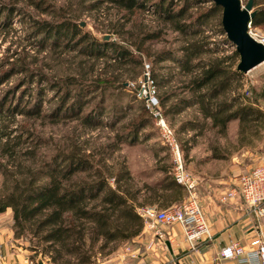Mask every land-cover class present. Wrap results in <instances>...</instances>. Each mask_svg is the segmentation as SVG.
I'll return each instance as SVG.
<instances>
[{"label":"trees","instance_id":"16d2710c","mask_svg":"<svg viewBox=\"0 0 264 264\" xmlns=\"http://www.w3.org/2000/svg\"><path fill=\"white\" fill-rule=\"evenodd\" d=\"M80 1L84 4L88 1L86 11L99 9L102 4H111L129 16L136 11H152L185 37L178 50L159 51L152 60L153 66L162 64L164 69L171 66L163 63H173L185 79L181 86L188 95H178L168 89L161 96L163 107L177 97L165 113L196 107L205 120L203 126L196 119L186 120L180 125V131L203 130L208 121L217 134L227 137L229 123L238 119L241 143H252V135L258 139L263 137L264 110L240 90L238 82L243 73L237 70L238 52L234 49L218 55L220 51L212 49L217 42L198 29L207 16L218 12L220 7L212 2H209L210 7H205L206 0ZM259 1L254 0V5L259 7L251 20L253 27L264 26V4ZM24 2L42 13L48 10L44 7L46 0H0V30L14 31L15 19L28 26L32 49L73 51L96 59H112L120 65L141 63V58L127 46L115 41H100L83 30L76 13L62 16L60 21L37 19L22 6ZM218 32L225 35L221 24ZM157 37L153 32L144 34L140 46L134 43L137 51L142 52L144 42ZM26 61L18 52L0 61V88L13 75H20L12 87L0 92V159H6L3 165L8 175L6 184L0 189V214L11 208L15 237H30L36 254L48 256L51 263L97 264L99 256H110L141 234L145 224L140 208L151 205L168 208L178 204L185 198V187L174 178L173 166L165 163L153 170L162 177L139 186L125 166L115 172L107 168V150L104 167V152L98 149L89 152L77 137L71 138V146L58 147L48 156L37 157L35 150L45 140L28 123L17 120L18 116L48 119L52 123L62 118L72 119L77 127L97 126L102 123L98 118L115 116L114 108L110 114L107 112L103 94V90L106 93L114 83L111 78L99 76L90 80L73 74L51 76L42 67H33V63ZM151 78L162 88L172 80L154 67ZM230 92L232 96L227 97ZM96 98L100 101L85 112ZM44 103L51 104L52 110L43 112ZM151 124L150 117L144 119V123L132 121L124 128L128 132L117 131L121 135L120 142L137 140L139 129ZM111 128L114 129L115 124ZM27 145L33 147L27 148ZM212 152L215 159H227L229 155L219 144ZM8 165L12 168L8 169Z\"/></svg>","mask_w":264,"mask_h":264},{"label":"rangeland","instance_id":"374dc122","mask_svg":"<svg viewBox=\"0 0 264 264\" xmlns=\"http://www.w3.org/2000/svg\"><path fill=\"white\" fill-rule=\"evenodd\" d=\"M242 1L244 5L248 2V0ZM87 2L84 4L80 0H46L44 7L48 10L43 13L26 2L22 6L37 19L48 18L50 20L60 21L62 16H71L73 13H76L79 15L78 23L83 30L91 33L100 41H115L121 46H127L133 51L136 57L141 58V63L120 65L118 61L115 62L112 59H96L73 51L61 53L60 50L53 51L50 50L51 48H46L44 51L39 52L32 49L29 45L31 41L28 37L29 27L21 25L16 19L13 25L15 28L14 31L6 32L0 30V61L18 52L23 57L25 56L30 64L33 63L31 66L42 67L51 76L64 77L65 75L73 74L76 77H85L89 80L99 76L111 78L114 83V86H111L106 93L103 90V94L106 96L105 106L107 112L110 114L114 108L115 116L111 117L110 115L108 118H98L97 120L102 123L97 126L77 127L75 120L72 119L62 118L63 120L52 123L48 119H26L18 116L17 120L21 123L22 120L28 123L29 127L36 131V133H39L43 140H45V143L38 146L35 150L37 157L41 156L43 158L44 156H48L54 153L58 147L66 148L71 146V138L77 137L83 148H86L89 152L97 151V149L104 152L102 153L104 156V167L105 150H107V168L115 172L122 166H125L139 186L144 182H152L162 177L161 173L154 172L153 170L156 166L164 163L173 166L172 173L175 178L176 162L174 154L165 141L162 127L158 125L154 117L153 109L150 107L151 98L144 95L155 89L152 97H157L158 106L164 121L173 132L174 140L181 150L185 171L199 181L198 197H200L199 190L203 182L229 176L235 177L236 175V178H238L261 162H264V133L260 139L253 135L250 136L253 138L251 139L252 143L246 141L241 143L239 140L240 121L238 119L229 123L228 135L227 137H222L216 133L215 129L210 127V122L208 121L205 123L206 125L203 130H179L182 122L186 120L196 119L202 126L204 125L205 120L198 113L196 107H190L182 112L172 114L165 113V109L177 100V97L171 98L167 102V106L163 107L161 105V96L166 90H173L178 95H188V92L184 91L181 86V81L185 79L178 67L170 62L163 63L171 66L167 69L161 68L162 64L153 66L152 60L154 54L166 49L178 50L184 44L185 37L179 31L175 30L174 25L164 22V20L158 18L152 11H136L132 16H129L130 14L128 15L125 11H119L111 4H102L99 6V9L86 11ZM209 2H204V6L210 7L211 2ZM259 2L264 4V0H260ZM258 7L259 5H254V10H257ZM126 14L127 17L124 18L123 16ZM127 18L130 19V22H128ZM205 22L198 29L205 31L207 35L212 36V41L217 42V46H211L214 47L212 48L213 50L218 49L220 51L217 53L218 55L227 54L236 49L228 41L226 33L222 35L218 32L220 24L222 25V8L218 12H213L207 16ZM250 31L252 36L258 41L261 42L264 40V26H251ZM149 32L157 33L158 37L145 41L142 52L137 51L134 43L140 46L144 34ZM225 38L227 41H223ZM146 65H149L148 70L150 74H152L154 67L159 72L165 73L168 78L170 76L172 77V80L166 88L157 86L154 82L151 85L144 81ZM18 78H20V75L10 77L6 83L1 85L0 92L12 87ZM238 83L241 86L240 90L248 95L250 99L257 101L264 110V63L248 73H243ZM51 96L52 94L49 95V97ZM229 96H232V92L227 97ZM99 99L96 98L85 112L90 111L94 107L93 104L100 101ZM42 107L43 112L51 111V108H53L49 103H44ZM147 117L152 119V124L139 129L137 140L129 139L120 142L121 135H118L117 131L125 130L124 133H126L128 130L124 129L125 126L131 125V122L134 120H139L144 123V119ZM114 124L115 128L112 129L111 125ZM145 134H147V137H145ZM108 144L112 145L108 147ZM216 144H219L224 152L229 154L227 159H215L212 157V150ZM29 146L31 148L33 147L27 145V148ZM186 147L188 149L185 151ZM5 162H7L6 159H0V189L4 187L8 177L4 172L5 166L3 164ZM242 163L252 168L247 172L237 174ZM11 168L8 165V169ZM110 182H113V178H110ZM187 195L188 192L185 188V196ZM185 201L183 200L171 207L180 206ZM147 207H156L162 210L171 208H159L157 205L145 206L139 210L141 216L142 209ZM142 218L146 225L145 218L143 216ZM10 222L13 225L11 208L0 214V226L9 227ZM15 239L19 240L22 246L28 249L30 259L34 264H38L37 261L39 258H42L47 264H53L50 262L48 256H43L42 253L36 254L30 237H15ZM105 258V256H99L97 258V264H104Z\"/></svg>","mask_w":264,"mask_h":264},{"label":"crops","instance_id":"0c3cea01","mask_svg":"<svg viewBox=\"0 0 264 264\" xmlns=\"http://www.w3.org/2000/svg\"><path fill=\"white\" fill-rule=\"evenodd\" d=\"M251 168L242 163L237 174ZM236 176L207 180L201 185L199 200L210 227V239H202L192 247L181 225H145L139 236L106 257L104 264H123L125 260L129 264H239L236 260L221 259L220 252L234 242L250 250L256 239L264 238V203L260 205L261 211H255L240 196L223 200L236 185ZM11 224L0 226V264H34L28 249L15 239ZM127 248L132 250L133 257Z\"/></svg>","mask_w":264,"mask_h":264},{"label":"built area","instance_id":"2783aa9c","mask_svg":"<svg viewBox=\"0 0 264 264\" xmlns=\"http://www.w3.org/2000/svg\"><path fill=\"white\" fill-rule=\"evenodd\" d=\"M250 28L251 23L249 25V29ZM261 42L264 44V40ZM146 67L144 81L152 85L153 80L148 70L149 65H146ZM154 93L155 89L144 95L151 98L150 107L153 109L154 117L158 125L162 127L165 141L174 154L176 162L175 179L180 184L184 185L188 195L185 203L180 206H174L163 210L157 209L156 207H147L142 209V216L146 220V225L151 228L157 225H181L186 240L194 247L200 240L211 238L210 227L199 205V181L185 171L181 150L174 140L173 132L164 121L158 106L157 97H152ZM239 196L244 199L253 210H260V205L264 203V162H261L249 172L239 176L236 179V185L223 196V200L233 199ZM253 244L255 247L247 250L240 243L234 242L221 250L220 257L223 260H236L239 264H264V238L259 237ZM126 251L131 257L134 256L131 249L127 248ZM123 264L129 263L125 260Z\"/></svg>","mask_w":264,"mask_h":264},{"label":"water","instance_id":"95a60500","mask_svg":"<svg viewBox=\"0 0 264 264\" xmlns=\"http://www.w3.org/2000/svg\"><path fill=\"white\" fill-rule=\"evenodd\" d=\"M222 8V26L228 41L239 54L237 70L248 73L264 63V44L249 32L251 20L256 15L254 0L244 5L242 0H208ZM38 264H47L42 258Z\"/></svg>","mask_w":264,"mask_h":264}]
</instances>
